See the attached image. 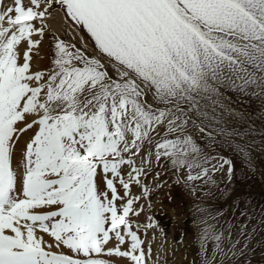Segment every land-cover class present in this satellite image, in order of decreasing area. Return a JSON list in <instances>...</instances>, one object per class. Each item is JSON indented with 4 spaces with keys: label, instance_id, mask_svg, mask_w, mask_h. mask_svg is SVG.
I'll return each instance as SVG.
<instances>
[{
    "label": "snow or ice",
    "instance_id": "6c2138e0",
    "mask_svg": "<svg viewBox=\"0 0 264 264\" xmlns=\"http://www.w3.org/2000/svg\"><path fill=\"white\" fill-rule=\"evenodd\" d=\"M57 7L72 39L53 33L51 66L32 71L41 44L33 36L45 35ZM74 29L97 55L83 36L81 47L72 42ZM233 97L264 110V0H0V264H112L101 254L147 264L151 242L146 253L138 231L158 223L148 217L134 231L131 218L143 211L137 201H150L142 177L153 159L197 198L229 191L215 175L227 166L231 183L234 173L200 141L222 140L250 161L249 144L237 138L255 126L240 129L245 114ZM195 212L201 264H252L255 229L243 225L232 240V226L217 223L222 211L197 204ZM257 214L264 223V208Z\"/></svg>",
    "mask_w": 264,
    "mask_h": 264
},
{
    "label": "rangeland",
    "instance_id": "374dc122",
    "mask_svg": "<svg viewBox=\"0 0 264 264\" xmlns=\"http://www.w3.org/2000/svg\"><path fill=\"white\" fill-rule=\"evenodd\" d=\"M68 23L63 24L58 31H53L50 28L46 30L45 35L42 37L43 46L41 51L34 53L33 51L37 48L35 47L31 53L32 71L47 70L51 66L53 33L65 40L72 39V34L69 33L71 25ZM78 30L89 45L86 49L87 53L89 55H97L93 42L90 41L87 34L81 29ZM40 38L36 35L33 36L34 40ZM72 42L77 47L82 46L77 37ZM36 62L39 64L47 63L48 65L43 69ZM244 99V103H236L235 97H233V105L245 114L244 120L236 122L242 131L247 130L248 124L255 126V134L245 137L244 141H239V138H237L238 142L249 144L251 152L250 161L242 158L234 150L233 146L222 140L218 139L215 146L211 145L206 138L204 141H200L202 144H208V149L214 156H221L232 162L234 173L231 183L227 182V166H225L222 172H218L215 175V179L218 182H222L220 183L221 190L227 189L229 191H217L211 198L202 195L199 198L189 196L181 187L173 182L176 176L168 165L161 161V165L156 167L154 159L152 161L153 170L146 177H142L143 182L151 189L150 201L147 199L137 201L135 207L140 208L143 206V211L139 216L133 215L131 219L134 231L137 230V224H147L148 217H153L158 223V227L150 228L147 232L142 227L138 231V235L144 242L142 246L146 253L149 242H151V258L147 260V264H201V256L198 254V241L196 239L197 230L193 223L194 216L196 215L195 206L197 204L200 207L224 213L217 223L224 224L227 221L232 226V240L237 239V234L243 225H246L247 232H252L255 229V233L249 242V248L255 249L252 264H257V261L260 260L261 254L264 253V223H261L262 216L257 213H259L261 208H264V110H261L258 100ZM162 131L163 129H161ZM191 131L199 141V133L195 130ZM140 160L141 157L138 156L136 158L137 165L140 164ZM246 165H250L252 171H249V167ZM123 171L126 173L128 171L127 167ZM157 172L161 173L159 177L156 176ZM184 175L186 173H180L181 177ZM156 183H161L162 186L157 189L155 187ZM119 190L121 195H123V189L119 188ZM131 193L133 196L141 195V187L135 184L131 185ZM169 196L171 197L170 200ZM237 198H239L238 207L234 212V201H237ZM245 201L251 207H247ZM117 203L120 204L121 201H117ZM149 203L151 207H149ZM246 208L248 214L241 216V211ZM227 227L228 225L225 224V228ZM161 246H163L162 251ZM242 246L243 238H241V243L238 247ZM123 248H127V246ZM157 248L162 252V257L159 256V260L157 258L158 250H155ZM208 248V254L210 255L211 243H209ZM111 257L101 254L100 258L109 260L112 264H129L126 259L116 261L119 257L117 259H110ZM239 264H242V260Z\"/></svg>",
    "mask_w": 264,
    "mask_h": 264
},
{
    "label": "bare ground",
    "instance_id": "6f19581e",
    "mask_svg": "<svg viewBox=\"0 0 264 264\" xmlns=\"http://www.w3.org/2000/svg\"><path fill=\"white\" fill-rule=\"evenodd\" d=\"M25 2H27V0H25ZM9 3H11V0H4V5L5 6H7ZM63 13L59 10V8H57V9H55V10H53V12H52V16H51V18L50 19H48V21H47V23H48V25H49V28L51 29V30H53V31H58L61 27H62V25L63 24H65V23H68V22H65V20L63 19ZM68 24H70L71 25V23L69 22ZM74 34H75V36L77 37V38H79V40H80V42H81V39H80V37L82 36V34H81V32L78 30V29H74ZM83 39H84V37H83ZM40 40H41V44L33 51L34 53H38V52H40L41 51V48H42V46H43V40H42V38H40ZM84 42L85 43H87L86 42V40L84 39ZM87 46H89L88 44H87ZM25 47H27V45H26V43H23V44H21L20 45V51H21V58H22V53H23V50H24V48ZM40 67H42L43 69H45L46 68V66L48 65L47 63H38V62H36ZM32 135V132L31 131H29L28 133H26L25 135H23L21 138H20V140H19V143H18V146H17V149H16V156L14 157V161H13V163H14V167L16 166V164H17V162H18V160L20 159V150H21V147L24 145V143L26 142V140L30 137ZM46 240H48L49 239V237H47L46 235H45V237H44ZM116 241L114 240L113 241V239L109 242V244H108V247H115L116 246ZM125 246H127L126 244L125 245H123V246H121L122 248L123 247H125ZM154 246H155V244H154ZM153 246V247H154ZM155 250H158V252H159V256H161L162 257V252H160L159 251V249L157 248V249H155ZM65 251L67 252L68 250L67 249H65ZM157 252V253H158ZM154 253V252H153ZM155 255V254H154ZM153 255V256H154ZM111 257V256H110ZM109 258V257H108ZM118 257H116L115 255H112V257L110 258V259H117ZM123 259H125V258H118L116 261H118V260H123ZM160 259V258H159ZM158 259V260H159ZM154 260H155V258H154ZM158 260H157V262H158ZM126 261V260H125ZM120 262V261H119ZM156 262V261H155ZM161 262V261H160Z\"/></svg>",
    "mask_w": 264,
    "mask_h": 264
}]
</instances>
